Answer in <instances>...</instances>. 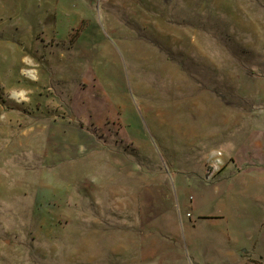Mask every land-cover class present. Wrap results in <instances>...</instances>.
Returning <instances> with one entry per match:
<instances>
[{
    "label": "rangeland",
    "instance_id": "obj_1",
    "mask_svg": "<svg viewBox=\"0 0 264 264\" xmlns=\"http://www.w3.org/2000/svg\"><path fill=\"white\" fill-rule=\"evenodd\" d=\"M0 264H264V0H0Z\"/></svg>",
    "mask_w": 264,
    "mask_h": 264
}]
</instances>
